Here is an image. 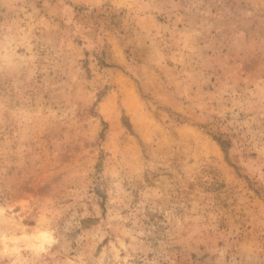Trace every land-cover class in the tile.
Segmentation results:
<instances>
[{"label": "rangeland", "instance_id": "obj_1", "mask_svg": "<svg viewBox=\"0 0 264 264\" xmlns=\"http://www.w3.org/2000/svg\"><path fill=\"white\" fill-rule=\"evenodd\" d=\"M0 264H264V0H0Z\"/></svg>", "mask_w": 264, "mask_h": 264}]
</instances>
